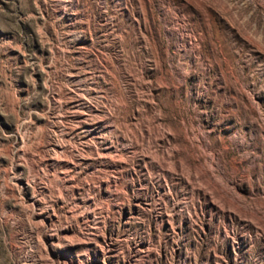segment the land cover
Instances as JSON below:
<instances>
[{"label":"rangeland","instance_id":"1","mask_svg":"<svg viewBox=\"0 0 264 264\" xmlns=\"http://www.w3.org/2000/svg\"><path fill=\"white\" fill-rule=\"evenodd\" d=\"M0 264H264V0H0Z\"/></svg>","mask_w":264,"mask_h":264}]
</instances>
